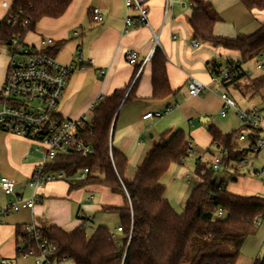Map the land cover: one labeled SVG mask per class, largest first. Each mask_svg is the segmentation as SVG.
<instances>
[{
    "label": "crops",
    "instance_id": "0c3cea01",
    "mask_svg": "<svg viewBox=\"0 0 264 264\" xmlns=\"http://www.w3.org/2000/svg\"><path fill=\"white\" fill-rule=\"evenodd\" d=\"M14 1L0 0V20L6 17ZM209 3L220 17L213 29L218 37L236 39L241 35H251L264 24V10L248 11L241 0H209ZM94 9H99L103 17L101 23L94 20ZM145 9L148 25L125 31L126 17L139 15L137 11L127 9L126 0H75L64 16L59 19H42L35 31L29 32L24 39V45L36 47L43 46L45 42V48L54 49L52 55L60 63L74 66L59 105V113L66 119H89L93 108L101 99L116 90L130 87L137 80L135 98L120 107L111 137L112 148L128 160L125 173L127 180H133L137 168L160 143L165 132L182 131L185 134L192 145L189 157L195 154L199 156L195 164L198 161L203 164L207 153L215 154L214 159L220 155V149L213 145L209 133L211 127L225 135L239 131V134L249 133L235 110L230 109L225 116L221 115V94L227 93L228 87L214 84L209 72L213 62L221 66L228 61L242 63L240 55L193 40L189 23L194 10L190 0H148ZM155 36L158 40L156 50L162 52L167 60V75L173 91L163 99L153 97L151 60ZM193 42L198 43V47H193ZM130 52L137 54L135 64L127 61ZM8 62L7 56L0 53V92ZM241 65L245 69V64ZM100 71H105L104 76H100ZM191 79L206 86L201 95L189 94ZM168 107L173 110L160 119H143L146 113L164 112ZM237 107L240 109L238 105ZM231 114L240 121V126L238 124L234 128L224 129L220 122L214 121V117L227 119ZM205 119H208L207 122H204ZM262 119L264 129V110ZM234 142L239 150L249 145L247 140H240L238 135ZM239 142L243 145L239 146ZM212 148L217 151L213 153ZM258 161L263 163L264 156L260 155L255 159V167ZM40 162L41 154L34 151L31 142L14 134L0 132V178L7 177L15 181L16 197L24 200L33 198L35 190L28 186V181ZM184 163L185 161L181 165H175L172 173L189 181L191 176L185 175L182 167ZM208 163L212 165L213 161ZM164 176L161 183L166 187L169 184L164 182ZM253 176L240 175L231 180L239 187L236 195L256 196L259 187H262L263 195L262 180L259 182ZM255 182L259 185L258 188L254 187ZM230 185L227 183L228 191ZM193 187L187 189L182 212ZM36 194L39 200L32 210L0 215V260L7 259L18 264V260L22 258L17 255L21 241L20 229L26 225L35 224L42 228L54 225L65 231H73L80 226L88 230L89 224L94 223L93 231L100 226L109 228L108 222L115 218L113 222L116 224L111 231L115 237H120V232L117 231L120 227L119 215L104 212L103 207L123 206V195L113 194L98 185L70 191L69 183L65 180L49 182ZM15 196L8 197L0 189V210L6 208ZM165 197L169 201L167 194ZM169 203L175 210L171 201Z\"/></svg>",
    "mask_w": 264,
    "mask_h": 264
},
{
    "label": "trees",
    "instance_id": "16d2710c",
    "mask_svg": "<svg viewBox=\"0 0 264 264\" xmlns=\"http://www.w3.org/2000/svg\"><path fill=\"white\" fill-rule=\"evenodd\" d=\"M74 1L15 0L6 17L0 20V48L17 51L18 46L24 45L25 36L34 32L42 19L61 18ZM241 2L248 11L264 10V0ZM190 5L194 10L189 23L193 40L238 53L242 60L238 68L242 70L241 64L264 53V24L251 35L236 39L218 37L213 29L220 17L209 0H190ZM53 50L48 48L50 54ZM151 63L153 97L166 98L173 93L166 57L156 50ZM225 65H233V62ZM220 66L216 62L211 64L214 70ZM246 78L250 76L245 73L224 86L236 85ZM250 83L255 91L264 90V74L251 79ZM136 86L137 80L130 87L116 90L93 108L81 134L93 147L94 154L86 158L79 154L62 155L46 167L47 172L64 173L70 191L98 185L113 194L123 195V206L103 207L104 212L119 215L120 237L116 238L103 226L88 233L83 226L65 231L54 225L44 226L42 236L58 245V260L66 259L72 264H184L191 245L197 249L190 264H236L243 241L264 218V196L228 192L225 181L215 180L212 165L198 161L195 172L199 182L192 188L183 212L178 214L165 197L166 187L161 179L172 165H181L191 155L190 143L182 131L163 133L160 143L137 168L133 180H127L128 160L112 148L111 137L118 111L135 98ZM239 132L225 135L215 127L209 129L213 145L220 149L221 166L231 167L246 153V148L239 150L234 142L236 135L243 134ZM85 168L89 169L87 178L79 180L78 174ZM219 209L224 211L225 218H218ZM253 264L263 262L256 259Z\"/></svg>",
    "mask_w": 264,
    "mask_h": 264
},
{
    "label": "built area",
    "instance_id": "2783aa9c",
    "mask_svg": "<svg viewBox=\"0 0 264 264\" xmlns=\"http://www.w3.org/2000/svg\"><path fill=\"white\" fill-rule=\"evenodd\" d=\"M148 0H126L128 10H135L139 13L137 17L127 16L125 19V31L132 27L148 25L147 10L145 4ZM6 6V5H5ZM94 20L98 23L103 21L99 9H94ZM158 40L154 37V47L152 55L157 48ZM43 46L36 47L23 45L22 51H12L10 54L18 58L9 62L4 85L1 90L2 101L0 103V132L20 136L34 145V151L41 154V162L37 166L28 181V186L35 190V195L30 200H24L15 196L16 183L10 178H0V189L3 193L16 198L10 204L0 210V215L18 212L20 210H32L39 200L36 192L47 183L59 180H67L64 173H51L46 171L47 164L58 159L62 155L79 154L89 157L94 154V149L90 143L82 138L81 130L88 118L82 117L78 120L64 118L59 113V105L64 94L66 85L72 73L73 65L60 63ZM193 47H198V43L193 42ZM136 52L127 55L130 64L136 63ZM151 58V57H149ZM257 59L256 68H264V53ZM149 60V59H147ZM239 63L233 65H223L214 70L209 69L212 82L217 86L231 83L234 79L249 71L242 70ZM105 71H100V76H104ZM206 89V86L196 79L189 81V94L199 96ZM103 100V99H101ZM222 109L221 115L225 116L230 109L235 110L238 119L247 128L248 134H241L240 140L249 142L246 153L231 167L221 166L220 155L212 164L214 171H228L232 169V176L253 174L259 176L264 184V166L257 169L254 161L264 151V129L262 124L263 110L255 108L252 111L244 112L239 109L234 100L226 93L221 94ZM173 108L168 107L164 112H150L143 116L144 120L160 119L169 114ZM190 145V153L192 151ZM89 169L85 168L78 174L79 180H85ZM264 196V193H263ZM217 216L225 218L226 214L219 209ZM122 228L118 227L117 231ZM42 227L38 225H26L20 229L21 241L18 244L17 255L22 258H34V264H64L66 259L58 260L56 253L58 245L44 238L41 234ZM264 264V255L261 258ZM0 264H13L7 259L0 260Z\"/></svg>",
    "mask_w": 264,
    "mask_h": 264
},
{
    "label": "rangeland",
    "instance_id": "374dc122",
    "mask_svg": "<svg viewBox=\"0 0 264 264\" xmlns=\"http://www.w3.org/2000/svg\"><path fill=\"white\" fill-rule=\"evenodd\" d=\"M2 51L0 53L4 54L7 56L9 59V62L12 59L18 58L14 54H10L11 51H8L7 47H2ZM18 52L22 51V47L18 46L17 48ZM260 59H254L253 61H249L244 65L245 69L249 71V76L250 78H246L241 80L238 84L236 85H230L228 86L227 89V94L235 101V103L240 107V109L244 112L247 111H252L255 108H259L261 110H264V90L260 91H255L251 87V79H254L256 77H259L264 74V68L262 70H258L256 68V61ZM8 62V66H9ZM7 73V72H6ZM214 121L220 122V125L224 128L227 129L228 127L234 128L239 124L241 125L240 121L235 117V115L231 114L227 119H221L214 117ZM237 142V140H235ZM239 146H242L240 142L238 143ZM213 153H215L217 150L215 148H212ZM215 154H208L207 157H204V163L203 164H209L210 160L214 161V156ZM264 156V151L261 154ZM199 156L192 155L191 157H188L185 160L184 165L182 166L185 170V175L189 174L191 176V180H183L182 178H178L176 174L172 173V170L174 169L175 165H172L170 169L166 172L164 176V182H167L169 185L166 184V194L167 198L171 203L173 204V207L178 213H182V205L185 200L186 194H187V189L192 186H196L198 184V177L196 175V159H198ZM234 166V165H233ZM262 166H264V162L262 163L261 161L256 162V167L257 169H260ZM184 172V171H183ZM215 172V180L218 182L225 181L230 185L229 189L232 190L230 193H234L236 195V192L239 191V187H236L237 185H234L233 182L231 181L232 177V169L228 171H214ZM174 174V175H173ZM249 175V174H248ZM255 179H257L259 182L261 178L259 176L254 175ZM235 183V182H234ZM255 188H258L259 185L255 182L254 184ZM236 188V189H232ZM228 191V192H229ZM262 187H259L257 192L255 193L257 195H262ZM189 196V195H188ZM187 200V199H186ZM114 215V214H112ZM112 217V216H111ZM115 218H111V220L108 222V226L110 230L115 227ZM260 225L256 226L255 231L248 236L240 246L238 252H239V257L236 262V264H253L254 260L256 259H261L264 255V218H262L259 222ZM92 226H95L94 223L89 224V228L87 230L88 233L92 231ZM119 238V236H116V238ZM197 246L191 245L186 254V258L184 260V264H190L193 256L196 253ZM234 253L237 251L235 248L232 250ZM35 260L34 258H21L18 260V264H34ZM70 264V263H66Z\"/></svg>",
    "mask_w": 264,
    "mask_h": 264
},
{
    "label": "water",
    "instance_id": "95a60500",
    "mask_svg": "<svg viewBox=\"0 0 264 264\" xmlns=\"http://www.w3.org/2000/svg\"><path fill=\"white\" fill-rule=\"evenodd\" d=\"M202 120H204V119H202ZM207 120H208V119H205V121H204V122H207Z\"/></svg>",
    "mask_w": 264,
    "mask_h": 264
}]
</instances>
